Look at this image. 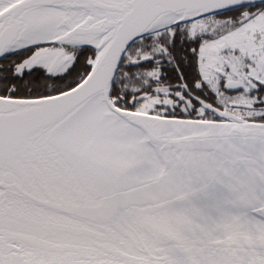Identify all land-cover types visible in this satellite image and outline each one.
<instances>
[{"label":"snow or ice","instance_id":"6c2138e0","mask_svg":"<svg viewBox=\"0 0 264 264\" xmlns=\"http://www.w3.org/2000/svg\"><path fill=\"white\" fill-rule=\"evenodd\" d=\"M0 264H264V0H0Z\"/></svg>","mask_w":264,"mask_h":264}]
</instances>
